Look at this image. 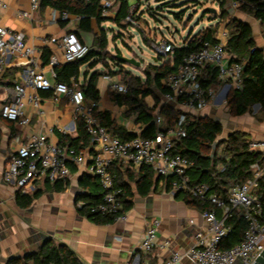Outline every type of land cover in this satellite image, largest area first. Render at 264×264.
Listing matches in <instances>:
<instances>
[{
	"label": "built area",
	"instance_id": "built-area-1",
	"mask_svg": "<svg viewBox=\"0 0 264 264\" xmlns=\"http://www.w3.org/2000/svg\"><path fill=\"white\" fill-rule=\"evenodd\" d=\"M30 1V11H22L19 16L33 19L34 12L41 7V1ZM97 1L102 18L111 15L119 4V0ZM242 3L243 0H231V6L236 9ZM128 4L124 23L126 26L138 27L141 0H128ZM0 6L5 8L6 4L0 0ZM84 18L85 16L60 12L55 8L51 13L53 22H69L73 19L80 23ZM228 39L229 31L222 30L217 42L206 41L199 50L185 55L176 69L163 79V84L168 87L163 96L165 103H175L182 110L175 127L168 130L158 128L155 137L137 135L131 139H122L109 132L96 116L100 107L99 101L78 98L80 84L77 79L72 78L70 82L56 79V66L81 60L90 52L91 47L80 39L74 28L62 34L53 32L41 38L43 46H53L48 62L52 77H49L41 66L42 49L30 44L24 31L0 23V76L4 74L12 58L21 60L24 64L11 80V85L6 88L8 97L1 104L0 116L7 121L26 126L30 123L29 108L40 115L45 114L40 92L48 93L55 104L66 100L71 108L72 120L65 131L76 129L78 123L83 122L93 144L89 172L98 179L104 192L100 201L81 199L76 203V208L109 216L113 218V222L126 221L128 214L123 211V189L116 184L119 178L117 166H150L157 176L172 179L168 191L172 196L186 193L193 199L211 205L201 209L203 224L197 229L192 245L186 250L174 252L162 264H179L185 258L192 259L196 264H234L238 258H241L242 264H255L264 250V199L257 195L259 182L264 176V163H253L252 175L243 183L234 185L224 198L213 192L208 183L194 182L189 173L194 162L173 150L174 139L187 134L190 114L197 115L220 99H223V104L227 99V92L229 94L232 89H241L243 86L244 64L233 60V56L226 50ZM150 43L158 56L172 58L176 45L171 41L164 39L160 43ZM117 65L114 64L112 70ZM210 65L218 68L222 81L218 88H206L202 83L205 71ZM103 79L113 91L128 92V85L115 80L111 71L104 73ZM154 121L160 126L162 117L157 114ZM11 143L13 150L7 160L3 177L22 194L35 192L37 181L67 182L72 174L71 165L82 167L87 164L89 157L87 150L62 147L48 142L38 133H31L26 137L17 133L12 136ZM250 150L264 157V140L251 141ZM236 211L242 213L247 228L241 241L228 246L234 232L229 220ZM159 225L160 220L154 219L145 231L139 246L143 253L148 254L157 246L165 248L171 245L170 240L159 241ZM143 264L149 262L146 260Z\"/></svg>",
	"mask_w": 264,
	"mask_h": 264
},
{
	"label": "crops",
	"instance_id": "crops-1",
	"mask_svg": "<svg viewBox=\"0 0 264 264\" xmlns=\"http://www.w3.org/2000/svg\"><path fill=\"white\" fill-rule=\"evenodd\" d=\"M2 1L6 4V7L0 6V23L9 28L24 31L29 43L42 49L41 66L49 77H52L51 68L48 66L49 61L44 62L43 49L47 47L51 52L53 46H43L42 37L53 32L62 34L74 28L75 31H79L82 40L93 48L94 35L96 33L101 34L99 32L101 26L95 19H92L93 32L89 33L79 30V23L73 19L69 22H53L51 20L53 7H40L39 10L34 12L33 19H29L19 16V13L30 11V0ZM220 1L218 2L219 6ZM225 1L227 19L219 17L218 21L225 20L229 22L230 18L237 17L249 23L253 29L258 47L264 51V27H261L260 21L239 9L233 14L231 0ZM118 13L119 4L106 19L114 21ZM104 23L105 21L102 22V26ZM222 30L229 31V28L226 26L219 27L216 32L217 39ZM184 45H186L185 40L182 46ZM101 55V51L98 50L93 58L80 66V76L72 77L77 79L80 84L77 96L80 100L92 99L87 97L85 90L91 75L95 71L100 72L101 75L97 81L100 91L98 111L109 113L116 124L124 127L127 132L141 135L148 124L139 119L138 112L131 111L128 104H118L111 96L112 89H110L109 83L103 79V74L109 72L117 61L113 62L107 59L110 65L107 67L102 61H98ZM157 60L155 58V61ZM167 60L168 58L163 57V60H160V65ZM23 66L21 60L12 58L5 68L4 74L0 76V96L3 97L0 100V107L8 97L7 86L11 85V80L20 72ZM117 68L122 69L124 74L129 73L137 76L130 70H126L121 64L117 65ZM145 69L146 67L142 68L141 71L143 72ZM114 74H118L121 78L120 81L124 82V74L117 71ZM155 94L160 96L156 90ZM39 95L43 100L45 114L40 115L37 111L29 108L30 123L28 125L21 126L15 122L6 121L0 116V131L2 133L0 145V264H4V261L13 255L23 256L38 249L42 243V234L51 236L57 243L67 244L85 264H143L146 260L149 264H162L174 252L189 248L194 241L197 229L203 224L201 210L197 206L189 204L183 193L172 196L168 192L169 189H167L164 180H161L158 186L146 195L134 194L131 208L127 210L128 219L126 221L97 224L85 215L80 214L76 208V200L79 196L87 194V190L82 188L80 180L84 174H90V157L93 152L91 153L89 149L87 150L89 155L87 164L82 167L71 165V177L62 191L56 190L55 182L37 181L35 191L39 192L38 198L27 208L18 204L19 189L7 183L3 177L7 160L13 150L11 143L12 126L16 134L19 133L26 137L31 133H38L43 135L48 142L58 145L61 144L58 133L68 134L72 137L78 136L77 128H70L65 131L72 120L71 108L67 101L63 100L55 104L48 93L40 92ZM163 96H160L161 102L155 114L166 104ZM144 101L149 108H153L156 104L153 95H148L144 98ZM217 105H221L220 100L215 102V106ZM208 108L211 109V112L213 111L212 106ZM252 109L251 112L242 116L233 117L227 107L225 116H221L223 134L228 135L238 131L245 134L250 141L264 140V112L260 104H254ZM154 120L155 117L151 123ZM226 121L227 123H225ZM140 168L117 166L120 177L131 183L134 189L135 183L132 177L137 176ZM154 219L160 220L157 233L159 241L170 240L171 245L165 248L154 247L151 252L145 254L140 250V242ZM179 264L196 263L190 258H185Z\"/></svg>",
	"mask_w": 264,
	"mask_h": 264
},
{
	"label": "trees",
	"instance_id": "trees-1",
	"mask_svg": "<svg viewBox=\"0 0 264 264\" xmlns=\"http://www.w3.org/2000/svg\"><path fill=\"white\" fill-rule=\"evenodd\" d=\"M41 7L50 6L60 12L67 11L73 15H82L85 18L79 23V30L92 33V19H95L101 26V34L94 35V43H97L100 49L107 47V35L102 26V22L108 20L101 17V8L97 0H40ZM222 18L227 17L226 1L221 0ZM128 0H119V13L114 22L125 27L124 19L128 14ZM239 10L252 15L255 19L264 25V0H243V3L238 8ZM180 18V14H175ZM219 22L211 24L200 30L194 35L188 36L185 40L186 45L175 46L172 58H168L160 66L149 65L145 69L146 80L143 81L140 77L125 73L121 69L118 72L128 76L124 82L128 85V92L121 93L111 91L112 98L118 103H126L131 111L138 112L139 119L144 120L148 124L142 132L144 137H155L158 128L168 130L175 127L177 120L181 114V109L171 103L164 104L155 114L161 95L168 91V87L162 83L171 72L176 69V66L181 62L182 58L190 52L199 50L204 42H217L216 32ZM229 28V39L226 50L233 56V60L244 64L243 71V86L241 89H232L227 96V107L231 116H242L252 111L254 104H260L264 112V51L258 47L253 34L251 25L237 17L230 18L227 26ZM80 39L82 37L79 31H76ZM83 41V40H82ZM98 50L90 49L87 56L81 60L67 62L55 67L56 79L59 81L69 82L72 77L80 76V66L87 63L93 58ZM102 53V52H101ZM50 50L45 47L43 49L44 62L47 63L50 58ZM113 62L118 59L112 55ZM105 65L109 67V62L106 58ZM112 75L115 73L110 70ZM100 72L95 71L89 80L86 87V95L96 101H99L100 91L97 86V81L100 77ZM202 83L206 88H218L222 81L219 78L218 68L210 65L205 71V76ZM155 90L160 96L155 94ZM148 95L155 97L156 104L153 108H149L144 101ZM159 114L162 117V122L158 126L155 122L151 123L152 119ZM96 116L100 122L108 128L109 132L117 135L122 139H131L136 137V133H129L124 127L116 124L115 120L110 117L109 113L96 111ZM190 122L186 127L185 137H176L174 139V152L180 153L194 162V166L189 170L194 182H206L210 185L211 190L222 197H227L230 189L238 184L246 181L251 175V165L255 162L264 163L262 154L250 150L251 141L248 140L242 132H232L227 137L219 140V144L214 149V144L218 141L219 136L223 133V125L220 121L201 117L199 114H190ZM7 121V120H6ZM12 136L16 134L13 126L11 128ZM78 136L72 137L68 134L58 133L60 146H67L78 151L90 150L93 152V144L87 134L82 121L78 123ZM2 141V133L0 131V145ZM221 149V151H220ZM72 171V170H71ZM135 183V189L131 183L124 181L119 174L117 186L123 189L122 203L123 211L131 208L132 198L135 193L146 195L157 187L161 180L166 182L167 189H170L172 179H164L162 176H157L155 171L150 166H142L136 177H132ZM67 182L57 181L54 186L57 191H62ZM83 189L87 190L86 195L79 196L76 203L83 199L88 201H100L104 192L98 179L92 174H84L80 180ZM181 194V193H178ZM177 194V195H178ZM185 200L197 206L200 210L205 207H211L207 202H202L193 199L186 193ZM257 195L264 199V176L259 182ZM39 192L35 191L28 194L21 192L17 196V202L21 207H30L33 201L38 198ZM80 214L85 215L90 220L97 224L113 223V218L104 215H96L87 211V209L77 208ZM229 223L234 227V232L228 246L241 241L244 232L247 228V223L243 219L242 213L236 211ZM6 264H85L79 256L64 243H57L53 239L47 240L35 252L27 257L9 259Z\"/></svg>",
	"mask_w": 264,
	"mask_h": 264
},
{
	"label": "rangeland",
	"instance_id": "rangeland-1",
	"mask_svg": "<svg viewBox=\"0 0 264 264\" xmlns=\"http://www.w3.org/2000/svg\"><path fill=\"white\" fill-rule=\"evenodd\" d=\"M218 2L219 0H141L140 25L138 27L132 25L123 27L110 19L106 20L103 28H105L104 31L107 35V47L100 49L97 43H93L92 47L102 52L98 61H102L104 65L106 58L113 61L112 55L116 57L117 54H121L126 57H135L141 62L140 67L132 64L122 65L126 70H130L137 76H142L140 78L144 80L146 79L145 70L142 72L141 69L149 65H160V60H163V57L158 56L152 48L150 41L160 43L162 40L167 39L178 47L182 46L188 36L196 34L210 24L219 22L222 9ZM231 8L233 14L238 10L232 6ZM208 9H215V12H210ZM175 14H180V18ZM225 20L220 21L218 28L227 26L228 22ZM166 26H169V29H165ZM261 27H264V25L261 24ZM99 29L101 33V27ZM176 29L177 31L174 32ZM155 58L158 60L155 61ZM114 70L119 71L117 67ZM113 77L115 80L121 79L118 74H114ZM125 78H128V76L123 75V80ZM1 99H3L2 96H0ZM210 106L213 107L212 112L210 108H206L199 115L221 122V116H225L227 100L218 106H215L214 101ZM225 137H227L226 133H222L218 140ZM240 259L238 258L234 264H242Z\"/></svg>",
	"mask_w": 264,
	"mask_h": 264
},
{
	"label": "water",
	"instance_id": "water-1",
	"mask_svg": "<svg viewBox=\"0 0 264 264\" xmlns=\"http://www.w3.org/2000/svg\"><path fill=\"white\" fill-rule=\"evenodd\" d=\"M210 12H215V9H208ZM165 29H169V26H166L165 27ZM177 31V29L174 31V32H176ZM116 58L118 59V61H117V64L118 65H122V64H132V65H136V66H138V67H140L141 66V62L139 61V60H137L135 57H126V56H123V55H121V54H117L116 55ZM155 60V59H154ZM228 95V92L226 93V95H225V97ZM222 100L223 99H220V102H222ZM174 106H176V104L175 103H172ZM218 106V105H217ZM219 121V120H218ZM152 123H154V121L152 122ZM218 144H219V140L218 141H216V143L214 144V149H216V147L218 146ZM51 239H53L51 236H48L47 234H42V238H41V241H42V243L39 245V247L41 246V245H43L47 240H51ZM36 250H34V251H32V252H30V253H26V254H24L23 256H15V255H13V256H11V257H9L8 259H6L5 261H4V264H6L7 263V261L9 260V259H13V258H23V257H27L28 255H30L31 253H33V252H35ZM255 264H264V250L262 251V253L258 256V258H257V260H256V262H255Z\"/></svg>",
	"mask_w": 264,
	"mask_h": 264
}]
</instances>
